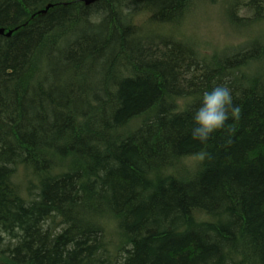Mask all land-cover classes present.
<instances>
[{
	"label": "trees",
	"instance_id": "16d2710c",
	"mask_svg": "<svg viewBox=\"0 0 264 264\" xmlns=\"http://www.w3.org/2000/svg\"><path fill=\"white\" fill-rule=\"evenodd\" d=\"M0 28V264H264V0H0ZM221 84L240 117L195 141Z\"/></svg>",
	"mask_w": 264,
	"mask_h": 264
},
{
	"label": "clouds",
	"instance_id": "9594fccd",
	"mask_svg": "<svg viewBox=\"0 0 264 264\" xmlns=\"http://www.w3.org/2000/svg\"><path fill=\"white\" fill-rule=\"evenodd\" d=\"M239 117L240 108L233 105L230 87L227 84L216 85L202 93L200 105L192 113L194 126L190 130V137L205 143L214 132L225 128L226 121L238 120Z\"/></svg>",
	"mask_w": 264,
	"mask_h": 264
},
{
	"label": "rangeland",
	"instance_id": "374dc122",
	"mask_svg": "<svg viewBox=\"0 0 264 264\" xmlns=\"http://www.w3.org/2000/svg\"><path fill=\"white\" fill-rule=\"evenodd\" d=\"M213 15L214 17L211 16L209 19H206V22H200L197 28L193 29V33L197 37L206 40H214L221 36L224 27H221V23L218 20V17L215 16V13H213Z\"/></svg>",
	"mask_w": 264,
	"mask_h": 264
},
{
	"label": "water",
	"instance_id": "95a60500",
	"mask_svg": "<svg viewBox=\"0 0 264 264\" xmlns=\"http://www.w3.org/2000/svg\"><path fill=\"white\" fill-rule=\"evenodd\" d=\"M84 3H91V2H93V1H95V0H82ZM49 7V5L48 6H46V9ZM42 11H44V10H42ZM2 33H4V30H3V28H0V34H2ZM11 34V30H9V31H7L6 32V35L8 36V35H10Z\"/></svg>",
	"mask_w": 264,
	"mask_h": 264
}]
</instances>
